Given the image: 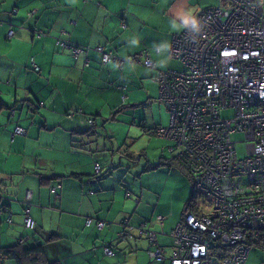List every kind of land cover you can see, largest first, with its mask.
Masks as SVG:
<instances>
[{
    "label": "crops",
    "instance_id": "crops-1",
    "mask_svg": "<svg viewBox=\"0 0 264 264\" xmlns=\"http://www.w3.org/2000/svg\"><path fill=\"white\" fill-rule=\"evenodd\" d=\"M221 2L0 0V248L20 239L23 246L44 242L49 264H169L182 206L166 208L160 203L164 182L146 183L139 170L136 179L123 158L140 151L142 171L167 169L179 201L191 192L188 175L176 164L177 145L154 132L170 121L162 124L169 111L154 76L175 67L174 60L161 66L172 57L164 45L179 33L171 20L190 7L200 15ZM57 39L87 50L74 55ZM97 46L124 64L103 63ZM145 50L155 68L128 60ZM17 125L25 133L14 134ZM56 184L57 193L51 189ZM27 192L33 230L24 224ZM87 217L106 225H87ZM107 244L114 255L105 253ZM157 247L164 259L151 256Z\"/></svg>",
    "mask_w": 264,
    "mask_h": 264
},
{
    "label": "built area",
    "instance_id": "built-area-1",
    "mask_svg": "<svg viewBox=\"0 0 264 264\" xmlns=\"http://www.w3.org/2000/svg\"><path fill=\"white\" fill-rule=\"evenodd\" d=\"M200 17L198 30L185 29L172 40L170 55L185 68L158 70L154 76L159 100L170 115L169 124L154 132L177 145L176 158L194 190L210 204L206 212L187 209L172 229L169 264H244L251 247L264 245V0H222L205 8ZM57 44L70 47L74 55L87 50L65 40L57 39ZM96 50L103 63L125 62L102 46ZM128 60L155 68L148 50ZM228 108L231 117L222 115ZM237 132L244 133V156L237 154L231 137ZM13 133L23 134L25 128L17 125ZM95 171H100L98 163ZM30 199L27 192L24 224L33 230ZM162 219L157 217L159 223ZM86 224L102 229L106 221L87 217ZM147 235L155 244V232ZM104 250L115 254L109 244ZM150 254L165 258L161 247Z\"/></svg>",
    "mask_w": 264,
    "mask_h": 264
},
{
    "label": "rangeland",
    "instance_id": "rangeland-1",
    "mask_svg": "<svg viewBox=\"0 0 264 264\" xmlns=\"http://www.w3.org/2000/svg\"><path fill=\"white\" fill-rule=\"evenodd\" d=\"M172 60H174L176 62H175V67H170L171 69L182 70L185 68V64L181 60H179L177 58H172ZM33 68H34V66H33ZM35 70H37V69H35ZM157 105H159V103H157ZM160 105H162V104H160ZM165 110L167 111V109H165ZM166 111L164 112L163 122H162V124H164V125L167 124V122H168L167 119L170 116L169 113ZM222 115L226 116V117H231L232 109L228 108L227 110L222 111ZM231 137L233 140L236 141L235 142V148H236L237 154L239 156H244L246 154L244 133L243 132L233 133ZM140 143L142 144V147L139 148V150L142 149L144 151V147L146 145H148V139L144 138L141 140ZM141 154L142 153L140 151H138L136 154L132 153L133 157H131V155H129V154L125 155V157L123 158V161L128 162L129 165L132 166L131 168L135 171V174H136L135 178L136 179H137L138 170H139L140 175L141 176L144 175L143 180L146 183H149V181L154 179V178L159 179L160 183L164 182V184L160 185V190H161V192H160V203L164 202L166 208H169L172 204H179L180 203L182 206L181 208L184 211L185 206L187 204L186 202L189 201L192 193H195L197 195L196 199L191 204V206L187 209L194 211V212H206L210 209V204L207 202L206 198L194 190L190 178H189V182L191 185V192L187 195L186 199L183 202L179 201L178 197L176 196L178 189L176 188V184L173 182V176H169L167 174V169L159 168V167L156 168V170H153L150 172H148L149 170H147V169H145V171H142L144 168V164L146 162H145L144 156ZM171 158H174V157H171ZM122 171L123 170H121V172ZM146 173H148V174L145 176ZM250 253H249L250 254V260L248 261V264H264V250L263 249L253 246L250 249ZM248 258H249V256H248ZM169 261H170V259H169Z\"/></svg>",
    "mask_w": 264,
    "mask_h": 264
},
{
    "label": "trees",
    "instance_id": "trees-1",
    "mask_svg": "<svg viewBox=\"0 0 264 264\" xmlns=\"http://www.w3.org/2000/svg\"><path fill=\"white\" fill-rule=\"evenodd\" d=\"M79 146L83 148V145L79 144ZM175 159L176 164H178L182 171L189 177L188 172L176 156ZM196 196L195 193H192L191 198L186 202L187 204L183 213L187 211V208L195 201ZM44 244V242H34L31 243V245L23 246L22 243L19 242L13 246L2 247L0 248V264H6L7 262H11L12 264H49L50 261H46L43 256ZM256 247L264 250V245L262 243H259Z\"/></svg>",
    "mask_w": 264,
    "mask_h": 264
},
{
    "label": "clouds",
    "instance_id": "clouds-1",
    "mask_svg": "<svg viewBox=\"0 0 264 264\" xmlns=\"http://www.w3.org/2000/svg\"><path fill=\"white\" fill-rule=\"evenodd\" d=\"M201 19L202 18L200 17L197 10L194 7H190L186 11H182L178 13L177 18L171 20V26H172L173 31L175 32H184V30L188 28H193V29L198 30L201 25ZM164 47L171 48L173 47V45L171 42H168L164 45ZM171 60H172V57H169L166 62H162L161 66L167 67L168 63H170Z\"/></svg>",
    "mask_w": 264,
    "mask_h": 264
},
{
    "label": "water",
    "instance_id": "water-1",
    "mask_svg": "<svg viewBox=\"0 0 264 264\" xmlns=\"http://www.w3.org/2000/svg\"><path fill=\"white\" fill-rule=\"evenodd\" d=\"M13 110H15L14 108H12ZM119 160L121 161V157H119ZM129 165V164H128ZM128 165H125L124 163H121V167H126L128 168L129 166Z\"/></svg>",
    "mask_w": 264,
    "mask_h": 264
}]
</instances>
